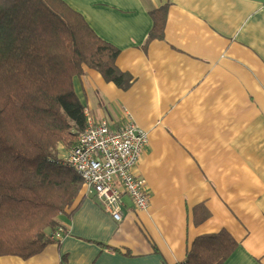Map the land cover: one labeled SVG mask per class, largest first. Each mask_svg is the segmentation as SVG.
<instances>
[{
  "label": "crops",
  "instance_id": "1",
  "mask_svg": "<svg viewBox=\"0 0 264 264\" xmlns=\"http://www.w3.org/2000/svg\"><path fill=\"white\" fill-rule=\"evenodd\" d=\"M65 1L134 77L123 89L86 67L74 88L95 117L116 128L131 115L149 133L136 166L149 204L125 196L116 221L83 184L63 238L0 264H180L222 230L238 242L222 264H264V0ZM165 4L164 36L147 44Z\"/></svg>",
  "mask_w": 264,
  "mask_h": 264
},
{
  "label": "trees",
  "instance_id": "2",
  "mask_svg": "<svg viewBox=\"0 0 264 264\" xmlns=\"http://www.w3.org/2000/svg\"><path fill=\"white\" fill-rule=\"evenodd\" d=\"M150 14L147 44L163 38L168 4ZM119 53L65 0H0V256L40 253L74 211L84 182L60 149L86 127L74 77L89 67L127 89ZM237 245L226 230L202 234L180 264H222Z\"/></svg>",
  "mask_w": 264,
  "mask_h": 264
},
{
  "label": "built area",
  "instance_id": "3",
  "mask_svg": "<svg viewBox=\"0 0 264 264\" xmlns=\"http://www.w3.org/2000/svg\"><path fill=\"white\" fill-rule=\"evenodd\" d=\"M85 116V129L66 152L67 164L116 221L124 217L125 196L136 209H147L149 185L144 177L136 174V166L149 145V133L131 115L116 128L89 110H85ZM65 234V228L58 226L50 237L60 240Z\"/></svg>",
  "mask_w": 264,
  "mask_h": 264
},
{
  "label": "rangeland",
  "instance_id": "4",
  "mask_svg": "<svg viewBox=\"0 0 264 264\" xmlns=\"http://www.w3.org/2000/svg\"><path fill=\"white\" fill-rule=\"evenodd\" d=\"M60 145H61V144H60ZM144 154H145V153H144ZM61 216H62V214H60V216H57V220L60 221V217H61ZM58 226H63V225H58ZM58 226H57V227H58ZM57 227H55V229H56ZM55 229H54V230H55ZM63 237H64V236H63ZM63 237H62V238H63ZM51 239H52V240H55V239H53V238H51Z\"/></svg>",
  "mask_w": 264,
  "mask_h": 264
}]
</instances>
